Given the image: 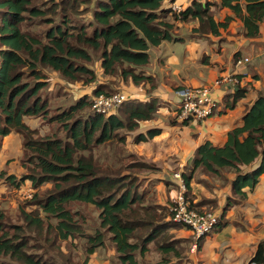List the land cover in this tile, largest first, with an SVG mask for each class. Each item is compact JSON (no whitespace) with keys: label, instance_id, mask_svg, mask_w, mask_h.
Returning <instances> with one entry per match:
<instances>
[{"label":"trees","instance_id":"obj_1","mask_svg":"<svg viewBox=\"0 0 264 264\" xmlns=\"http://www.w3.org/2000/svg\"><path fill=\"white\" fill-rule=\"evenodd\" d=\"M166 1L97 0L88 9L84 0H0V149L3 139L14 133L21 138L23 157L29 153L25 161L29 167H22L20 177L6 176L3 170L0 178L16 189L28 182L37 192L50 185L27 203L34 211L19 210L21 224L12 223L0 208V264H79L60 247L61 242L73 246L77 239L85 241V263L107 244L114 249L115 264H138L136 256H144L151 245L163 257L157 264L179 255L178 241L170 230L189 228L172 222L169 202L158 205L152 196L146 198L149 190L142 177L156 169L133 159L113 170L97 165L91 154L109 143L123 147L125 133L151 120L157 103L129 99L104 116L91 110V100L118 93L120 85L149 84L153 89V78L145 74L149 50L163 42H181L174 36L176 23L197 22L192 33L203 38L218 35L237 18L245 38L258 37L264 0H220L219 4L191 0L178 14L164 8ZM217 9H228L232 15L216 22L212 12ZM39 26L44 29L31 28ZM45 72L56 73L67 86L90 88L91 93L51 112L43 96L49 86ZM243 93L234 91L230 105ZM25 119L54 124L56 131L36 135ZM59 132L63 137L57 136ZM158 134L159 130H150L135 142ZM257 160L256 168L242 170ZM197 170L228 184L231 191L207 236L226 225L225 212L242 203L246 191L264 174L263 96L245 112L242 125L227 134L222 146L200 145L181 173L188 208L201 213L204 203L193 204L189 196ZM231 174L234 177L229 179ZM74 204L92 206L96 213L92 234L85 232V216L72 209ZM250 264H264V240Z\"/></svg>","mask_w":264,"mask_h":264},{"label":"crops","instance_id":"obj_2","mask_svg":"<svg viewBox=\"0 0 264 264\" xmlns=\"http://www.w3.org/2000/svg\"><path fill=\"white\" fill-rule=\"evenodd\" d=\"M190 1L167 0L164 8L169 9L172 3L184 8ZM201 1L216 4L220 2ZM212 13L216 22H223L226 16L232 15L228 9H217ZM196 27L195 21L176 23L174 36L182 39L181 42H163L150 48L145 74L153 78V89L149 84L119 87L130 100L143 103L153 100L157 103V111L151 120L140 122L136 131L125 133L122 149L126 156L122 160L136 159L156 169L155 173L147 174L142 179L144 186L149 190L146 198L152 196L154 203L158 205H165L166 202L170 204L171 199L175 197L178 186L172 175L183 172L191 162L197 147L206 142L213 146H222L227 134L242 125L245 112L255 100L259 96L264 97V20L260 24L258 37L252 39L244 37L243 25L237 18L230 21L226 29H220L218 35L201 38L192 33ZM243 59L248 62L236 66V61ZM49 74L57 76L53 72ZM228 77L236 79V83L213 86L216 80ZM56 78L58 83H63ZM199 86L212 87L211 94L217 102L216 108L213 114L202 122L183 123L177 118L179 99L175 91L183 87ZM237 89L244 91L243 96L231 106L233 92ZM87 90L83 94L90 95L91 89ZM26 120L32 119H25V123ZM150 130H159V134L144 142H135L137 136L146 135ZM15 135L14 143L17 137L21 141V138ZM10 136L12 134L8 137ZM109 154L114 155L111 150ZM103 162L104 160H101L100 164ZM258 165L259 160L248 168L242 167V170H253ZM9 174L13 172L10 171ZM233 177L234 174L228 176L229 179ZM227 185L197 170L190 184L191 202L204 203L202 209L214 205L219 216L227 197L231 196ZM224 223L226 225L220 230L197 241L194 251L192 246L195 240L190 230H170L173 239L178 241L175 248L179 255L165 257L168 262L163 264H250L258 244L264 240V174L259 177L258 183L251 191H246V198L242 203L230 207L225 212ZM109 246L98 248L89 257L87 264H93V259L115 263L114 249ZM149 248L144 256H136L138 264L161 262L162 254L154 249L159 256L156 261H151L147 256L152 250L151 246Z\"/></svg>","mask_w":264,"mask_h":264},{"label":"rangeland","instance_id":"obj_3","mask_svg":"<svg viewBox=\"0 0 264 264\" xmlns=\"http://www.w3.org/2000/svg\"><path fill=\"white\" fill-rule=\"evenodd\" d=\"M97 0H84V6H86L88 9L93 8ZM87 16H86V18ZM34 31H40L44 29V26L39 27H31ZM46 76L48 78L49 86L46 88V90L43 91V96H46L49 100V107L52 110L51 112L55 111L56 108L64 109L66 108L70 103L76 101V99L80 98V96L85 92L88 91L85 88H81L80 86H67L64 82L58 83L57 82V76H54L53 74H49V72H45ZM90 89V88H89ZM120 93H123L122 91H118ZM26 124L31 128L35 129L37 131L36 135H48L53 134L56 131V126L53 124H43L41 120L39 119H32V120H26ZM14 137L16 135L13 133L12 136L6 137L3 139L2 146L0 149V171H5L6 176L10 175V171L13 172L12 175H16L17 177H20V175L23 173V168L27 169L26 167H29L28 164H26V159L29 156V153L25 152V156L23 157V152L21 148V141L19 138H15L14 143ZM63 132L57 133V136L63 137ZM20 142V144H19ZM123 147L117 143H109L102 145L100 147L94 148L92 151V157L97 165L100 164L101 160H104V162L100 165L104 166L107 165L113 170H119L121 167L126 165L127 163L131 162L132 159L122 160L124 156H126V153L122 149ZM113 152V156L109 154V151ZM104 157H103V154ZM23 159V160H22ZM25 164L22 163L23 162ZM27 173V170L25 171ZM50 185H44L40 187L35 191L28 182H25L19 189H16L14 187H11L8 185V183L5 182L3 178H0V208L5 213L6 217L12 222L21 224V220L19 217V210H25L27 212L34 211V207L28 206V202L33 197L34 193H42L45 189H49ZM31 195V198H26L27 195ZM72 209L79 210L82 215L85 216L86 223L84 225V230L88 234H92L94 227H95V217L96 213L93 210L92 206H87L83 204H74L72 206ZM202 211L207 212H213L215 214H218L216 212V209L214 208V205H211L209 207H206L205 209H202ZM40 213V212H39ZM43 216V215H41ZM184 234V233H183ZM181 235V234H180ZM84 239H77L75 241V245L69 246L68 244L61 242L60 247L62 248L63 252L66 253L69 251L73 255V259L75 261H78V263H83L85 260V253H84ZM108 245V244H107ZM111 248V246H109ZM151 252L147 254V256L151 259V261H156L158 259L159 254L156 253L153 249V245H151ZM107 250V249H106ZM113 259V256H112ZM93 264H115L114 261L106 262V260H98L93 259ZM88 261L85 263L87 264ZM92 264V263H89Z\"/></svg>","mask_w":264,"mask_h":264},{"label":"built area","instance_id":"obj_4","mask_svg":"<svg viewBox=\"0 0 264 264\" xmlns=\"http://www.w3.org/2000/svg\"><path fill=\"white\" fill-rule=\"evenodd\" d=\"M174 13H180L182 6L172 3L169 8ZM248 62L247 59L236 61V66ZM224 83H236V79L232 77L216 80L213 86H218ZM212 87H183L175 91V95L179 99L177 110V118L180 121L202 122L208 119L216 108V100L212 96ZM129 98L124 93H115L110 96L98 95L91 100V110L94 113L109 116ZM173 180L177 183L178 190L173 199L170 201L169 213L171 214L172 222L181 224L189 228L195 243L192 246V251L196 249V242L209 233L213 226L218 221L217 214L213 212L202 211L201 213L188 208V203L184 194L187 189L181 177V173L176 172L172 175ZM31 198V195L26 196Z\"/></svg>","mask_w":264,"mask_h":264}]
</instances>
